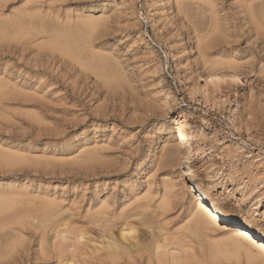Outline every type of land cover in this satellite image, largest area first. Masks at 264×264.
<instances>
[{
	"label": "rangeland",
	"instance_id": "374dc122",
	"mask_svg": "<svg viewBox=\"0 0 264 264\" xmlns=\"http://www.w3.org/2000/svg\"><path fill=\"white\" fill-rule=\"evenodd\" d=\"M147 1L152 18L144 0H0L5 7L0 28L24 15L14 28L17 38L11 31L0 37V193H24L42 199L40 205L51 199L64 217L95 212L91 208L102 201L117 208L133 197L137 204L124 208L144 214L148 227L139 218L130 220L139 233L166 234L176 242L169 250L181 253L184 264H206L209 244L227 236L230 227L220 223L215 234L190 225L201 199L197 183L210 189L230 219L246 222L264 238V0H171L172 10L168 0ZM86 20L101 26H94L93 36ZM211 23L222 26L226 37L211 50V63L200 57V69L223 63L244 67L245 75L228 86L216 87L203 77L185 81L182 74L181 51L195 44L200 56L195 36L208 37ZM42 27L49 31L45 36L53 33L72 46L84 45L90 36L94 45L87 51L115 59L109 62L124 75L115 73L118 79L110 85L50 45L30 44ZM170 50L175 58L166 60ZM120 76L126 83L116 87ZM180 120H186L193 137L189 147L175 137ZM168 148L172 157L180 150L176 159L164 153ZM92 149L99 155L94 164L88 162ZM189 168L197 178H190ZM165 198L172 200L170 208ZM160 205L166 206L164 213L156 210ZM16 216L0 214V264H65L66 259L72 264L67 242L61 251L52 249L51 242L60 244L53 228L41 246L34 236H24L26 244L17 242L16 226H6ZM79 218L76 223L86 228ZM84 243L89 252L95 246Z\"/></svg>",
	"mask_w": 264,
	"mask_h": 264
},
{
	"label": "bare ground",
	"instance_id": "6f19581e",
	"mask_svg": "<svg viewBox=\"0 0 264 264\" xmlns=\"http://www.w3.org/2000/svg\"><path fill=\"white\" fill-rule=\"evenodd\" d=\"M144 1H145V4L148 5L149 17L152 18V16H153V11L151 9L152 7H151V5H149L147 0H144ZM1 3H2V0H1ZM184 6H186V5H184ZM172 7H173V4H172L171 0H168V10H172ZM4 8L5 7H3L2 5L0 6V18L4 14V10H3ZM249 8H251L252 10L251 9L250 10L253 11L254 7H252V5H250ZM180 10H181V7H180ZM22 16H24V15H22ZM22 16H21L20 20L24 19ZM185 16H187V15H185ZM7 20H9V19H7ZM20 20L14 22L15 24L9 23L10 27L8 26V24H7L8 27L3 24L4 26H1V28H0V37L1 38L5 37L7 35V33H9L11 31L12 33H15L14 35L17 38L19 36L20 32L17 30L14 31V28L18 27L17 25L20 24L19 23ZM263 20H264V18H263ZM254 21H257V19L256 20L254 19ZM92 22H91V20H90V23H89V20H88V22H87V20L85 21V25H87L88 29H92V31H90L91 32L90 36L92 35V33L94 34V29H95L94 26H97V25H95L96 24L95 21L93 23ZM97 22H99V21H97ZM3 23H6V22L4 21ZM215 23L217 24V22H214V24ZM260 23H262V22L258 21V25H256L255 27H260V25H259ZM101 24L104 25L103 23H101ZM211 24H210V26L213 25V24L212 25ZM263 24H264V21H263L261 26H263ZM0 25H2V24H0ZM98 25L99 26H97V29H99V27H101L100 24H98ZM198 26L194 25V28L191 27L194 30L195 34H196V32H197V34L199 32L200 27H198ZM213 26L211 27L212 29H211L210 33H209L210 29L208 30V33H209L208 37L205 38V36H207V35L202 34L204 38L203 37L201 38L202 35L199 37L200 33H199V35L195 36L196 39L194 41H196L197 43H200V44H198L200 47V50L197 52L198 54L200 53V56L196 55L195 50H197L198 48H195V46H194L195 44L194 45L192 44L188 48H185V49H183V51H181L180 59H181V62L183 61V65L185 67V70L182 71V74L184 75L185 81L197 80V78L203 77L206 80L215 81V83L212 85H214L216 87L228 86V85H230V81L238 80L240 77H242V75H245L243 70L246 71V69H243V70L241 69L244 67H239L240 65H238L237 63H235L234 65H237L238 67H235V66L233 67V65L228 66L229 65L228 63H226V64L223 63V64H221L220 67H217L216 65H215L216 67H214V66H208L207 67V65H206L205 68L200 69V61H201L200 57H202V59L204 57V60L208 61V62L206 61L207 64L211 63L208 60V59H210V61L211 60L213 61V59H211L212 57H210L211 50L216 48V46L219 43H222L223 40L225 39L224 38L225 35L222 34V30H221L222 26L220 25L221 28L218 27L219 25L218 26L213 25ZM201 29H202V27H201ZM206 29H204V30H206ZM256 29H258V28H256ZM44 30L45 29L42 27L40 30L36 31L34 36L36 37L37 41H35V42L32 41L30 44H35L36 47L39 49L44 47L46 44H47L46 46L50 45L52 51H57L60 54L70 56L74 61L78 62V64L80 66H82L84 69H86L88 71H91L97 77L103 76V78H105V80H107L106 82H109L110 85L117 78V74H115V73H118V71H119L118 75H121V73H120L121 70H118L116 72V69L113 68V67H115L114 64L109 62V61H111L112 58H105L104 54H102V53H101L102 55H100V54L96 55V53L90 51V49H89V51H87L88 48L90 47V46L87 47V45H91V46H92V44L94 45V43H93L94 41L91 42L90 36L87 38V41L84 43V45L81 44L82 43L81 41H78V42L73 43V44H75V46H72V45H69L68 43L66 44V43L62 42L63 40L59 37L53 38L54 37L53 33L50 36H45L49 31L47 32V30H45V31ZM193 30H191L192 33H193ZM260 32H261V30H260ZM23 33H24V31H23ZM261 33L264 35V31H262ZM23 49H24V47L22 48V50ZM95 50H96V48H95ZM172 53H173V51H171V50L169 51V53H167L166 60L169 58H172V59L175 58V55H173ZM177 57H179V55H177ZM188 57H190V58H188ZM107 59H109V60H107ZM114 61H115V59L111 62H114ZM220 61H222V60L220 59ZM224 61H226V60H224ZM216 62H218V61H216ZM116 64H119V63H115V65ZM194 66L197 67L196 71L194 70V68H195ZM118 67L121 68V65L119 64ZM123 75H124V73H123ZM123 75H121V76H123ZM125 76H126V74H125ZM120 79H122V77ZM123 80H124V78L121 80V83L116 85V87L117 86L121 87L122 86L121 84L126 83V82H122ZM118 82H120V80L117 81V83ZM113 84L115 85V81ZM176 125H177V128L175 129L176 130L175 131V137L179 139L178 141L180 144L184 145V143L185 144L187 143L186 147H189L191 145L189 143L191 140H193V137L190 135V133H188V130L186 131V128L189 127L188 123L186 122V120H180L176 123ZM173 139L172 140L166 139V141H168V142L173 141ZM179 143L178 144L176 143L177 146H179ZM170 144H172V142L169 143V146H170ZM167 146H168V144H167ZM171 147L172 146H170L169 148H171ZM180 147H183V146H180ZM169 148H168V150H165L164 153H166L168 151V154L169 153L173 154L172 149L169 150ZM172 148L176 149V147H172ZM175 149H174V151H175ZM179 151H177V152H179ZM90 152H91L90 153L91 158L89 157L88 162L90 164H94L97 162L99 155H98V152L93 150V149ZM177 152H174L173 157L171 154H169L172 157V159L173 158L176 159L175 156L179 155V154H176ZM168 154H164V155L167 156ZM168 158H170V157H168ZM172 159L170 158V160H172ZM175 159H174V161H175ZM189 159L190 158H189V149H188V151L185 155L186 162H188ZM8 162H10V160ZM189 175H190V178H197L198 174H196L194 172V170H191L189 168ZM205 187H207V186H205ZM205 187L202 186V184H199V183L196 184V188L198 189V191L200 193L199 197L201 199L199 201H197V205L195 204L196 207L193 206V207H195V209L191 208V211H193L192 209H194V212H193L192 216L190 215L192 217V218L190 217V221H191L190 225L193 224L192 226H195V227H193L195 229H197L196 227H198V226L200 227L199 229H197V231L195 230L196 232H199L198 230L201 229L202 231H200V232L204 231V232L209 233L211 231L210 233H212V232L215 233L217 228L218 229L221 228V227L219 228L218 225L220 223H223L224 225L230 227V232L227 236L225 235L224 237H220V238H222L220 240L216 237L217 241H214L215 244L213 242L210 243V241L208 240L210 243L209 249H210V247H214V249H212V248L210 250L208 249V251H209V252L207 251L208 255L210 254V251H211V254L209 256L210 258H208V259H210V262L206 263L205 262V261H207V259H206V260H204V263H206V264H210V263L222 264L224 261H228V262L234 261L235 263H238V264H264V238L261 237L260 235L256 234L252 229H250L247 226L246 222L230 219L225 214L222 207H220L218 205V203H216V201L214 200L215 197L213 199V197L210 196L211 195L210 191H208L209 188L206 189ZM166 195L164 197H166ZM167 198H168V195H167ZM167 198H165L166 201H167ZM162 199H163V197H162ZM197 199H198V197H197ZM38 200L41 201L42 199L36 200L34 198H28L26 195H24V193H22V194L21 193H14V194H4V195H2L0 193V214H2L3 212H14V213H16L17 216L14 219L9 220V222L6 223V226L11 228V229H13V227L16 226L17 229L14 228V229H16V233L18 235L16 239H19L17 242H19L21 245L26 244L24 236L37 237L39 240L38 245L39 246L43 245V243H45V241L48 237L47 236L48 232L51 230V228H53L52 229L53 230V238H54V240L58 239L60 241V244L56 243V242L55 243L54 242L50 243L49 241L48 242L50 243L54 252L55 251L58 252L57 251L58 249L61 251V249L63 248V245L67 242V245H69L68 248H70L68 250V252L71 251V254H72V264H77L78 262H79V264H184L182 262L183 259H182L181 253H177L175 249L169 250L170 246H173V248H174L175 247L174 243H176L175 241H174V243H170V242H172V241H170L171 237L170 238L168 237V239H167L166 238L167 236L165 233H164L165 235H163L164 237H161L162 235L157 236L156 233L154 234L155 231L154 232L152 231V233L150 232L151 234L149 236H145L146 235L145 233H147L148 231L141 234V233H139L138 227L136 228L137 224L135 226L134 224L131 223L130 220H133V219L135 220L136 218H139V219H136V221L138 220V222L141 225H143V227H145V226L148 227L145 220L142 222L141 217L144 216L143 213H142L143 214V216H142V214L136 210H133V209H132V211H126L125 210L124 206H127L128 203L130 205V202H131V204H133V202H136L135 199H134L135 201H132L133 197H130V200L123 203L122 205H119V206L117 205V208H115L116 206L114 204L107 203V201H104V202L102 201L100 205L98 204V207L95 206V207L91 208V209L97 208V209H95V210H97L95 212H92V210L91 211L88 210L85 215L78 216L76 213H72V216H67V217L63 216V211H64L63 208L58 209V207H60L58 204H54L53 202H52L53 204L51 203V201H53V200L49 199L50 202L44 201V203H42V205H40L41 203ZM163 200H161V202ZM169 201H167V203ZM136 204H137V202H136ZM159 204L160 203H158V205ZM138 205H139V203H138ZM140 205H141V203H140ZM145 205H147V204H145ZM170 205L172 206V204H170ZM170 205H169V203L166 204V206H168L169 208H170ZM166 206H164V208H162L163 206H161V205L159 206L160 208L157 206L158 208L156 210H158V209L163 210L166 208ZM137 208H139V207H137ZM147 209L150 210V208H147ZM166 211H168V210L166 209ZM161 212L164 213V210ZM153 213L154 212H152V215H153ZM156 213L158 216V212H156ZM163 215L161 213V216H163ZM147 216H148V214H147ZM150 217H152V216H150ZM76 218L84 220L85 223L83 225L86 226V228L82 227V225H80V223H76L78 221V220L76 221ZM71 219H72V221H71ZM136 221H135V223H136ZM77 224H79V225H77ZM118 224H119L118 234L116 235L115 234V226H118ZM1 228H2V224L0 225V229ZM146 230H148V229H146ZM149 230H150V228H149ZM190 230H192V229H190ZM89 232L92 234L96 233L97 239L95 240L94 237L90 238V236L92 234H89ZM191 232H193V231H191ZM168 234H170V233H168ZM87 235L89 236L87 238L89 240H86ZM195 235H197V234H195ZM209 236H212V235H209ZM160 237L162 240L160 239ZM210 238H208V239H210ZM179 239H180V237H179ZM201 239L203 240V238H201ZM216 239H214V240H216ZM98 240H99V243H98ZM86 241H87V244L89 243V245H90V243L95 244V246L92 245L93 248L91 249L90 252L86 251V249H88V247H89V246L87 248L85 247L86 243H84V242H86ZM191 242H192V240H191ZM203 244H205V242ZM211 244H212V246H211ZM192 249H193V247H192ZM212 250H214V251H212ZM189 252H190V250H189ZM62 254H63V252H62ZM43 255H46V254H43ZM199 259H200V257H199ZM202 259H203V257H202ZM0 260H1V256H0ZM68 261H69V259H68ZM68 261L66 259L65 262L67 264H69ZM202 261H200V263H202ZM213 262H215V263H213ZM61 263H63L62 260H61ZM70 264H71V262H70Z\"/></svg>",
	"mask_w": 264,
	"mask_h": 264
}]
</instances>
